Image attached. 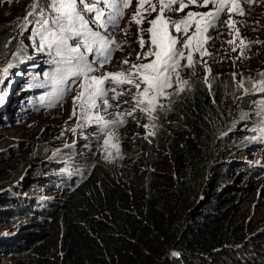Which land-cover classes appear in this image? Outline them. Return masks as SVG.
<instances>
[{
  "label": "rangeland",
  "instance_id": "rangeland-1",
  "mask_svg": "<svg viewBox=\"0 0 264 264\" xmlns=\"http://www.w3.org/2000/svg\"><path fill=\"white\" fill-rule=\"evenodd\" d=\"M34 2L35 0H0V38L6 41L5 47L8 48L6 52L0 50V80L3 81L0 89L5 92L9 83H12V89L5 94L3 92V103H0V198L8 204H23L25 201L33 208L45 210L56 208L66 199L68 193L66 183L58 182L54 185L53 182L64 178L63 175L75 173V169L92 160L122 163L121 169L125 173L140 180L143 177L142 157L138 154L127 158L121 156L120 145L127 141L149 140L154 133L156 110L151 116L140 108L131 116L126 115L134 107L131 93L126 90H137L132 85L125 84L113 85L117 92L123 91L125 95L119 100L108 101L112 105L119 104L120 108L112 107L105 111V106L100 104L98 108L85 111L88 106L84 105L82 109L80 103L73 99L81 91L79 83L83 82V78L63 100L55 102L54 106H48L55 101V97L54 86L48 82L46 74L54 66L50 63L47 50L38 51L40 39L36 32L40 26L37 30L34 26L37 24L35 21H39L41 17L27 16L33 10ZM46 2L47 0H40V5L43 6ZM239 2L244 9L243 15L224 13L221 16L223 23H218L215 30L207 33L215 38L208 40L201 48V51L206 49L208 55L201 56L200 52L193 51L192 58L195 63L192 67H184L187 60L181 59V67L178 69L181 81H187L191 75L196 74V80L205 82L208 87L215 82L229 87L235 99L259 92L253 85L264 79L260 76V73H264V0H252L250 4H245L243 0ZM151 3L156 5V11L150 15L144 13L145 18L141 24L132 22L138 7L137 0H132L131 5L124 9L119 27L114 33H110L115 36L120 47L112 52L110 62L99 68L94 75L126 72L133 64L148 63L154 59L151 56L144 57V52L150 47L149 34L146 31L150 27L148 20L157 16L160 7L158 0H151ZM144 7L148 8V3ZM212 7L211 3L207 7L189 5L183 11H166L165 18L179 21L188 12L204 13ZM230 18L235 22L234 27H229ZM160 30L158 25L157 32ZM188 34H192L191 30ZM173 35L177 34L173 32ZM141 36L145 41L144 48L139 43ZM232 40L235 43H229ZM241 41L248 46L243 47ZM195 43L194 41L193 44ZM183 51L187 55L189 50ZM16 53L18 55H14ZM125 60L128 63H123ZM9 63L14 67L8 70L5 77L2 70ZM172 84L165 92L180 87L175 73L172 74ZM162 98L159 97L158 103ZM124 100L129 102L125 104ZM262 104L264 100L254 107L247 105L234 109V131L248 139L237 143L238 149L230 157L231 161L237 163L238 169L230 184L234 186L237 198L242 203L249 204L251 219L264 213ZM121 111L125 113V123L100 130L95 121L96 115L111 120L114 117L109 113ZM109 137L112 138L111 143L105 145L104 141ZM113 144L118 145V152L117 148L112 147ZM23 158L28 162L20 169ZM220 192L224 195L234 194V191L225 189L224 186ZM48 225L41 213L33 216L20 214L9 218L7 226L0 225V236L6 234L0 238V264H12L16 259L13 254L14 245L6 242L12 237L15 238L17 247L31 246L27 239L34 240L33 244L37 246L50 242Z\"/></svg>",
  "mask_w": 264,
  "mask_h": 264
},
{
  "label": "trees",
  "instance_id": "trees-1",
  "mask_svg": "<svg viewBox=\"0 0 264 264\" xmlns=\"http://www.w3.org/2000/svg\"><path fill=\"white\" fill-rule=\"evenodd\" d=\"M187 81L160 100L149 140L120 145L121 156L142 157L143 177L96 159L58 178L66 199L42 211L51 241L29 240L12 264H264V213L251 219L230 184V157L248 139L234 131V109L257 106L264 92L235 99L220 82Z\"/></svg>",
  "mask_w": 264,
  "mask_h": 264
},
{
  "label": "snow or ice",
  "instance_id": "snow-or-ice-1",
  "mask_svg": "<svg viewBox=\"0 0 264 264\" xmlns=\"http://www.w3.org/2000/svg\"><path fill=\"white\" fill-rule=\"evenodd\" d=\"M158 2L160 7L157 16L148 20L150 27L146 31L149 34L150 47L144 52L145 58L151 56L154 59L148 63L133 64L126 72L105 73L97 76L93 73L109 63L112 52L120 47L115 36L110 33H114L119 27V22L124 16V9L131 5L132 0H47L43 6L40 5V0H35L32 5L33 10L27 16L41 17L39 21H35L40 24V29L36 32L40 39L38 51L47 50L51 58L50 63L54 66L46 74L48 82L54 86L55 97V101L50 102L48 106H54L55 102L63 100L73 90V86L83 78V82L79 83L81 91L73 99L80 103L82 109L84 105H87L85 111L98 108L100 104L105 106V111L112 107L120 108L119 104L112 105L108 101L119 100L125 95L123 91L117 92L113 85L127 84L132 85L137 91L133 92L132 88L126 90L131 93V100L134 102V107L126 115L131 116L137 108H140L151 116L157 107H164L158 103V100L159 97L167 95L166 88L173 86V73L180 84L177 92L184 91L188 81L179 79L180 61L186 59L187 64L184 67H192L195 63L192 58L193 51L200 52L201 56L209 54L206 49L201 51V48L208 40L215 39L207 33L209 30H215L218 23H223L222 14H244L239 0H158ZM243 2L250 4L252 0H243ZM145 3H148V8L144 7ZM210 3L213 7L208 12H188L179 21L165 18L166 11H183L189 5L207 7ZM137 4V11L133 15L132 22L141 24L145 18L144 13L150 15L151 12H155L156 5L152 4L151 0H137ZM29 23L32 22L29 21ZM228 24L229 27H234L235 22L230 18ZM158 25L161 28L159 33ZM190 30L191 35L188 34ZM236 31L238 35L239 30ZM173 32L177 35H173ZM139 43L141 48H144L143 36L139 38ZM229 43H235V41L232 40ZM241 45L248 46L243 41ZM184 49L189 50L187 55ZM235 50L234 48L233 51ZM90 56L91 59H89ZM137 58H140L139 54ZM123 63L128 61L125 60ZM12 67L14 65L9 63L2 70L5 77ZM260 76L264 77V73H260ZM0 83L3 81L0 80ZM253 87L264 92V79L257 81ZM128 102V100L123 101L125 104ZM0 103H3L2 89H0ZM144 105L146 106L142 107ZM261 109L264 110V104L261 105ZM109 115L114 118L105 120L103 116L96 115L95 121L101 131L110 125L125 123L124 112H112ZM86 118L92 119V117ZM111 139L109 137L105 140V145L110 144ZM112 147L117 148L118 152V145L113 144Z\"/></svg>",
  "mask_w": 264,
  "mask_h": 264
},
{
  "label": "clouds",
  "instance_id": "clouds-1",
  "mask_svg": "<svg viewBox=\"0 0 264 264\" xmlns=\"http://www.w3.org/2000/svg\"><path fill=\"white\" fill-rule=\"evenodd\" d=\"M0 205H2V207L0 208V212H1V216H0V225L2 226H7V221L8 219H12L17 217V215H29V216H33V215H39L40 213L42 214L43 210H37L36 208H33L30 205H27V203L25 201H23V204H20L19 202H17V205H13V204H8V203H1ZM3 213H9L8 217L4 216ZM43 215V214H42ZM2 232H0L1 234ZM4 236H6V234H2L0 236V238H3ZM15 238L12 237L10 240L6 241L7 244L10 245H14L15 247V251L14 253H16L19 249L23 248V246L17 247V245L14 243ZM30 239H27V242H29ZM27 248V247H24ZM13 253V254H14Z\"/></svg>",
  "mask_w": 264,
  "mask_h": 264
},
{
  "label": "bare ground",
  "instance_id": "bare-ground-1",
  "mask_svg": "<svg viewBox=\"0 0 264 264\" xmlns=\"http://www.w3.org/2000/svg\"><path fill=\"white\" fill-rule=\"evenodd\" d=\"M12 89V88H11Z\"/></svg>",
  "mask_w": 264,
  "mask_h": 264
}]
</instances>
